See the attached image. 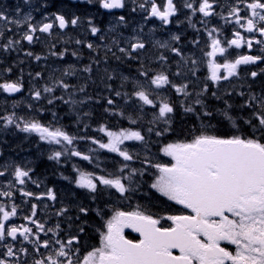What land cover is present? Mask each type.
<instances>
[{
    "label": "snow or ice",
    "instance_id": "6c2138e0",
    "mask_svg": "<svg viewBox=\"0 0 264 264\" xmlns=\"http://www.w3.org/2000/svg\"><path fill=\"white\" fill-rule=\"evenodd\" d=\"M82 2L88 4L95 2L100 8L109 12L127 7V0H82ZM241 2L244 3L243 8L239 4L228 3L227 15H224L223 10H217L218 0H181L179 5L176 0H161L160 3L156 0H143L138 4V8L147 14L146 19L156 18L163 25L173 23L172 18L177 17L181 9H188L190 10L188 23L194 29L196 25L193 24L191 16L197 14L203 18L220 16L225 23H234L238 26L232 32V38L223 40L220 37L221 30L211 28L207 31L208 40L205 42L210 50L201 49L202 55L207 58L204 63L210 73L208 79L219 85L222 80L239 78L241 66L264 62V0H250V2L241 0ZM25 3H31V0H25ZM131 10L136 12L137 7ZM242 12L245 13L243 16ZM118 19L121 24H126L125 16L121 15ZM32 20L31 13L15 18L0 11V22H3L7 31H12L9 25L14 24L17 28L26 26V30L19 33V40L7 38L6 43L0 44V51H16L15 46L22 41L31 45L39 40L37 33L51 36L54 27L60 30L70 26L76 27L81 18L79 16L66 18L65 15L54 14V20L45 17L47 22L33 24ZM88 23L91 25V20ZM199 23L207 27V19H202ZM239 29H243V33L253 35L248 37ZM196 30L200 31V29ZM100 31L95 25L90 27L93 36ZM256 35L261 38L256 39ZM4 38V33L0 32V40ZM180 39L179 35L172 36V40L176 42ZM75 43L79 45L83 42L77 39ZM192 44L199 45L200 40L194 38ZM113 45L117 51H112L111 48L108 51L112 52L116 60L123 62L139 60L140 54L147 49L146 42L139 35L131 37L126 47L120 46L116 40L113 41ZM156 45L160 48H169L167 43L159 41ZM254 45L259 46L260 54L237 56L229 51L245 47L251 50ZM86 46L88 49H93L91 43ZM170 51L181 57L184 67L187 68L186 72L177 71L174 75H188V81L176 84L164 72L150 75V70L143 64L138 69L137 77L131 80L128 76L121 74L118 77L115 72L105 69L104 78L107 81L120 80L119 90L113 89L110 83L106 84V89L123 101V107H117L116 100L109 95L106 103L111 107H106L104 111L135 125L146 115L145 109H150L153 118L147 122L148 126L144 130L131 128L112 130L102 124L97 129L103 134L101 137L72 135L63 126H58L59 117L56 113H53L54 120L47 124L38 119H25L15 113L0 116V121H3L4 128L14 127L29 135L34 134L41 142L53 146L48 156L51 161L60 163L64 157H76L100 169L98 173L85 171L74 165L73 170L78 174V178L64 177L70 183H75L77 188L92 194L94 200L103 190H108L110 194L114 190L120 197L128 199L139 190L140 177L144 176L147 168H154L157 174L150 188L168 201L189 210V214L154 217L139 208L135 211L116 209L101 225L99 247L81 256L79 246L81 235L85 232V222L77 226L76 234L62 239L59 223L54 227H48L46 222L36 218V204H32L30 214L23 217L29 225L35 226V230L25 224L17 226L12 223L18 216L19 206L15 202L10 206L0 204V245L6 249L0 255V264H26V260L21 261V256L27 258L29 249L17 248L9 241L31 244L32 250L40 257L34 260V264H264V91L259 95L254 92L247 94L239 105L241 109L248 110L245 116L234 114L233 104L224 100L225 107L219 110V115L223 120L231 123L236 129L235 132L222 136L209 134L201 129L200 134L190 141L167 143L161 150L164 156L171 159L170 164L153 163L149 155L150 149L145 153L143 169L130 167L128 163L136 160L140 153L131 151L126 146L127 142L139 143L147 149L153 135L162 137L171 130L175 104L164 96L162 92L164 89H172L183 97L180 104L186 114L194 115L205 128L213 127L211 121L215 119L217 113L213 112L205 102L208 87L204 85L199 91H195L199 79L196 74L201 61L194 57H184L181 50L174 46ZM117 52L121 55H117ZM71 54L77 56L76 52ZM25 55L32 57L33 53L29 51ZM52 55L63 59L64 53L53 52ZM230 56L235 58L229 59ZM34 59L40 61L41 56L36 55ZM158 60L166 62L167 57L161 54ZM94 63L98 64L95 61ZM7 71L11 72V68ZM80 71L91 76L93 67L88 65ZM74 75L76 70L71 66L62 73L64 77ZM250 75L254 80L261 73L252 71ZM41 76V73H36V78ZM190 84L193 90H190ZM126 85L127 90H125ZM72 88L70 83L60 78L45 84L42 89L35 90L30 95L37 102L46 99L47 104L52 105L59 100L74 107L88 104L92 99L91 97L74 99L75 91ZM57 89L68 93V97L55 95ZM0 90L9 94L20 93L23 91V85L19 81L4 82L0 83ZM78 91L84 93L86 89L82 86ZM225 94L231 96V92ZM237 95L246 96L243 91L237 92ZM211 96L221 98L217 97L216 92H212ZM184 101L188 103L185 104ZM33 107L32 104L28 105L29 109ZM89 115L91 113H84V116ZM237 118L242 121L246 129H242L236 123ZM161 124L164 126L160 127ZM88 128L89 126L85 125L83 131L87 132ZM80 141H87L95 147H89L84 151L79 148ZM101 152L116 154L121 158L120 166L111 172L101 168ZM2 155L3 153H0V156ZM9 168H11L12 180L20 186L26 185L32 179L34 169L13 164H0V177L7 179ZM12 187L14 184L9 181L7 189L0 190V197L13 201L15 193L10 190ZM18 191L23 197L44 199L43 196H36L30 191L23 190L22 187ZM47 198L52 201L57 199L51 189L48 190ZM78 211L84 216L88 215L86 207L81 206ZM56 215L65 217L69 221L70 228L75 221L81 219L80 216L73 218L68 207H61ZM98 215H102L100 210ZM162 219L170 221V226H162ZM125 229L139 233V239L134 241L127 238ZM41 234L49 238L41 239ZM222 243L235 246L234 252L221 246ZM41 249L46 252H42Z\"/></svg>",
    "mask_w": 264,
    "mask_h": 264
},
{
    "label": "rangeland",
    "instance_id": "374dc122",
    "mask_svg": "<svg viewBox=\"0 0 264 264\" xmlns=\"http://www.w3.org/2000/svg\"><path fill=\"white\" fill-rule=\"evenodd\" d=\"M75 1L84 3V2H82V0H75ZM20 2H22V0ZM135 3H136V1H133V4H135ZM219 3L221 4V7L223 8V6L227 4V0H226V3H224V1H223V3L221 1H219ZM23 6L27 7V4L23 3ZM95 7L98 8V9H95V14H94L95 17H93V15H91V14H88L87 16H85V18L81 19L80 23L76 27H71V29L69 31V35H68V37L66 39L65 38L64 39L60 38V41H62V42L58 43L60 45H54V47L53 46H49L45 50H44L43 47H41L40 51H43L42 54H44L45 51H50L52 53L53 52H55V53H57V52L64 53L63 59L59 58V56H57V55H52V53H51V58L56 57L57 60H60L62 62H57V60L52 62V61L47 59V58H49V56L45 55V54L44 55H39V56H41V60L40 61H36L34 59V56L29 57V56L25 55V53L28 52L27 48L30 46L25 41H22L20 44L15 46L16 47L15 53L18 52V54L13 59V64L17 68H19V67L25 68V70L27 72V75H25V76H29V78L31 80L30 86H32V90H33L32 92H34L35 90L42 89V87L45 84H50L54 79L63 78L66 82L70 83L71 85H74V84L76 85L77 83H79L78 85L83 86V84H87L88 86L91 87L90 88L91 90H94L95 87H99L100 90H101V94H100L101 98H99V99H101V101H104L103 104L105 105V107H108V105L106 103V98L109 97V95H112V98L116 100V106L117 107H123V101L120 100L119 98H116L113 94H110L107 91L106 85L101 82V78L105 77V69L106 68L108 69L109 72H115L118 77L121 74L123 76H128L130 78V80L132 78L137 77L138 69L140 68V65L143 64L145 62V60H146V58H144L145 54H142V58H140L139 60H133V61H127V62L116 60L112 56V54L109 55V56L107 55L105 58H100V55H102V53H106L108 51H102L98 47H101V45H104L105 47H108L109 45L111 46L113 44V41L115 40V37L113 35V28H110L109 22L106 19H105V21H106L105 26L108 27L107 31H105V30L100 31V33H98L95 36H93L91 34L90 27L92 25H95L97 27L96 23L101 18V16L98 15V10L101 9V8L97 4H95ZM22 8L18 7L19 15H24V14H21V9ZM29 9H31V8H29ZM84 10L90 11L89 9H84ZM217 10L219 11V9H217ZM187 11L190 12V10L184 9V12H187ZM189 16H190V13L187 16V21H188V17ZM20 17H23V16H20ZM196 17H197V15L196 16H191V19H194ZM215 17H211L207 21V27H204L205 25L202 24L201 29H200V33L198 34V36L197 35L194 36V38L200 40V44L199 45L193 46V44L191 42L182 45V44L179 43L180 42L179 41L178 42L179 44L176 46L177 48H179L181 50V52L183 53L184 57H186V58L187 57H194L198 61H201V63L198 65V71H197V74H196L199 79L197 81V84H196V87H195V91H199V88L201 86H204V85L208 86L209 84H214L212 81H210L208 79V76L210 75V73H209V71H208V69L206 67V63H204V61H206L207 58L202 55L201 49H203L204 51L210 50V49L207 48L206 43H205L208 40L207 31L210 30L213 27L222 30L224 28L225 24H226L225 21L221 22L219 20V18H215ZM89 20H91V22H92L91 25L88 23ZM218 24H220V27H218ZM185 25L186 24H185L184 19H183L180 22V26L182 28H184ZM9 27L12 28V25H9ZM148 28H149L148 36H144V37H146L145 41H146V44H147V51H145V52L148 53L147 56H149L152 64L151 65L148 64V68H146V67L145 68L150 70V75L159 74L160 72H164L165 74L169 75L170 79L176 84H181V83H183L185 81H188L189 80V76L188 75H184V74H182L180 76L174 75V73L177 72V71H181L182 73L187 71V68L184 67L183 60L181 59V57L176 56L171 51H170L169 56L167 57V56L164 55V52L162 50V49H165V48H161L160 49V47H158L156 45L157 41H159L161 43H167L169 45L170 41L172 40V36L173 35L169 36V34L165 33L164 31H161L159 36L157 37L156 34H155V29H153L152 26H148ZM25 30H26V27H24V28L14 27V28H12V31L9 32L4 27L3 22H0V32H3L4 36L7 35V34L8 35L10 34L11 38L13 37L16 40L20 39L19 33H22ZM134 30L137 31V28H135ZM193 33H195V29H194ZM58 35L59 34L57 33V37H60ZM180 36H182V35H180ZM88 37H90L91 39H88L87 41H94L95 42V46H96L95 47V52L97 53V56H95V53H91L90 52L91 49H88V48L87 49L89 51L87 52V54L81 56L80 55L81 52H79L78 48L81 47L82 44L78 45L76 43H72L73 46L78 45V48L73 47L70 44L71 39L74 40V41H76L77 39L85 40ZM220 37H222L221 31H220ZM87 41L84 42L85 43L84 45H86ZM6 42L7 41L2 40L0 42V44H4ZM168 49H170V48H168ZM65 50H67V51H65ZM152 50L155 51L154 53H157V56L150 55V52ZM114 51H117V49L115 48ZM72 52H76L77 56H73L71 54ZM161 54L164 55L165 57H167V61L166 62H161V61L158 60V56L161 55ZM5 55H7V54L5 53ZM66 55L69 56L67 61L64 60L66 58ZM117 55H121V54L117 52ZM108 58H109V61H110V58H114L115 62H120L124 66L112 65L111 63L108 64V62H109ZM94 61L98 62V64L94 63ZM105 61H107V63H105ZM66 62H68L70 65H65V64H68ZM79 64H81L82 66L79 67ZM88 65H92V67H93V74L91 76H89L87 73H84V72L80 71L81 69H83L85 66H88ZM70 66L73 69L76 70V75L71 76V77L62 76L63 71L65 69L69 68ZM202 66L205 67V70L201 72V67ZM31 67L36 69L35 70L36 72L34 73L33 76L30 73ZM6 68L7 69L11 68V72L8 73V76L10 77L9 80L15 78V73L16 72H15L14 68H12L11 66H8ZM36 73H41L42 74L41 78H36V75H35ZM140 79H143V78H140ZM108 83H111L113 89L119 90V86H120V80L119 79L113 80V81H108ZM73 89H74V87L72 88V90ZM125 90H127V85H126ZM190 90H193L191 84H190ZM213 90L217 91L216 89H213ZM170 91L174 95H176L177 99L179 100V103H180L181 100H183V97H181L178 94H176L174 92V90H172V89H164V92H163L164 96L168 97ZM77 92H79V91H77ZM55 95H64L65 97H68V93L63 92L62 89H57ZM79 96H80V99L85 98L86 97L85 96V92L83 94L82 93L75 94L74 99H76V97H78L76 100H80ZM89 96H90V93L88 94V97ZM191 99L192 98L190 97L189 100H191ZM211 99H215V97H212ZM18 101H20V104H21V105L18 106V113H20V116L24 117L25 119H29V120L35 119L33 114L37 113L38 111L35 109V107H33L32 109L28 108L29 104L34 105V100L31 97H29V96L22 95L21 97H18ZM90 103H92L91 100H90V102L88 104L77 105V106H79L78 110L81 113H79V114L76 113L78 115L74 119L70 118V119L74 120L76 124L73 123V125H72L70 122H67V123L63 122L65 127H66V124H69V126H77L78 134H75V135H82L83 133H86V132L83 131V128H84L85 125H88L89 120H91V118H92V115L84 116V113L85 112L91 113L92 108L90 107L91 106ZM62 104L63 103L61 102L60 104L56 105V107H52L55 110L54 112L62 111V110H59V109H61L62 107L66 106V105H62ZM95 105H96L95 106V113H96L99 110V106L102 105V103L101 102H95ZM69 106H71V105H69ZM208 107H209V105H208ZM65 110H67V109H65ZM82 112H83V115H82ZM145 112H149L148 114L150 115V118H153L152 117V110L146 108ZM105 114L108 115V117H111L113 119L112 120L113 121L112 122L113 126H111V125H110V127L108 126L111 129L119 128V127H115L114 125H115V123L118 122L119 119H121V120H123V122L126 123V126L124 127V129L131 128L133 130H140V123L132 125L126 119H122V118H120L118 116H112L109 113H105ZM133 115H135V113H133ZM38 116H39V118H44L43 117L44 113H39ZM57 117H59L58 126H61V119H60L61 117L60 116H57ZM66 119L68 120L69 118H66ZM53 120H54L53 112L51 111V118H50L49 122L53 121ZM63 120H65V118H62V121ZM226 122L230 126V130L235 132L236 129H234L232 127L231 123H229L228 121H226ZM236 123L238 124L237 120H236ZM2 125H3V121L0 124V148L1 147L3 149L5 148V151L7 152V157H6V160H5V162H6L5 164L20 165V166L32 168V169L35 170L36 166L39 164V162L36 160V159H38L37 155L39 154V147H37L36 150H35V147L31 146L30 143L31 144H36L37 141L39 142L40 140L38 139V137L35 136L34 134L33 135H29L27 133L21 132V131H19L18 129H16L14 127L4 128V127H2ZM163 126L164 125L161 124V127H163ZM89 131L90 130L88 128L87 132H89ZM102 135L103 134L101 133V136ZM89 136L97 137L94 134L93 135H89ZM23 145H29L30 150H23L21 152L13 150L15 148H20V147L22 148ZM42 145H43L42 146V148H43L42 150L44 151V154L46 156H49L51 154V150L49 148H47L46 146H44V143ZM126 146H128L131 151L140 153V155H141L140 158L142 159V163H143V160H144L145 153L148 152L149 149H150V153H149L150 159L152 160L153 163H157V162H159L160 164H166L167 163L168 157L164 156L163 152L159 151V149L156 152H154L156 147H159L158 139L152 140L150 142V144L148 145L147 149H145L143 146H141L139 143H136V142H127ZM51 147L53 148V146H51ZM89 147H93L92 145L89 144V142L85 141L83 146L79 142V148L80 149H83L84 151H87ZM152 147H153V149H152ZM49 150H50V153H49ZM117 157L118 156L116 154H113V153L107 154L105 152H101L100 153L101 168H105V170L109 171V172L114 171L117 168L114 162H116V161H118L119 163L121 162V160L117 159ZM65 159H67L68 162H71V160H73L72 158L64 157V158H62V161L64 162ZM77 162H78L79 166H82V164L84 166H86V168H82V170H85V171H96L98 173L100 171V169L94 168L93 165H90L86 161H81V162L77 161ZM0 164H3V162L1 161ZM8 171H9V175H8L7 179H5L4 177H0V186L3 187V190H6L9 181H12L11 168H9ZM150 172L154 173V174H157L156 170L154 168ZM33 173H34V171H33ZM74 174H75L74 177L78 178V174L76 172H74ZM75 178H69V179H75ZM33 181H35V179L32 176V179L30 181H28L26 183V185H29V184L33 183ZM59 182L62 184V190L64 188H67L69 190L72 188L71 187L72 185L69 182V180L64 179V177L60 178ZM35 183H36V190H45L46 187H47L46 183L44 184L45 186H41L38 182H35ZM74 187L77 188L75 183H74ZM139 189H140V187H139ZM46 190H49V189H46ZM51 190L54 192L53 188ZM82 191H86V190L82 189ZM112 191H114V190H112ZM31 192H32V190H31ZM38 193L40 194L41 192L39 191ZM66 193L67 192H63V194H62V192L59 193L60 198H61V203L63 204L62 207H65L64 204L66 202L65 201L66 200V198H65L66 197ZM86 193H88V192L86 191ZM20 196H21V193L19 192L18 195L16 197H14L13 201L8 200L6 197H0V203L1 202H5V204H8L9 206L11 205L12 202H15L17 205H26L27 201L25 199L21 198ZM132 196L134 198L138 199V197H136L135 194H133ZM115 200H118L116 202L118 203V205H120L119 198L115 196ZM35 204L37 205V203H35ZM37 210H38V205H37ZM56 212L57 211H55V212L52 211V214H51V220H52V224L53 225L54 224L56 225V222L59 223V222H62V220L64 221V218H65V217H58L56 215ZM14 220L15 219H13L12 222H14ZM103 223L104 222L95 224V227H91V226L89 227L90 231L92 232V235H91L92 238H100V231H102L101 225ZM77 226H79V225H73L71 228L70 227L67 228V229H70V232L67 231V233L70 234L69 236L74 235L73 232L75 231ZM29 227H34V225H30ZM63 230L65 231L64 227H63ZM94 231H96L97 233L94 232ZM93 232L95 233V235L93 234ZM49 235H51V234H49ZM91 236H88V237H91ZM88 237H85L86 241L91 242L92 241L91 238H88ZM44 238L48 239L49 237L48 236H44L43 234H41V239H44ZM9 243L14 244L17 248L26 247V248L29 249V255H28L27 258L21 256V261L22 262L26 260V262H27L26 264H34V260L38 259L37 258L38 255L32 250L33 246L31 244L20 243V242H12V241H9ZM88 246L89 245L84 244V249L85 250H84L83 253L86 254L88 251L93 250V247H88ZM0 247H3V246L0 245ZM5 250H6L5 248L3 250L0 249L1 255L3 254V252ZM41 251L42 252H46V250H44V249H41ZM81 254L82 253H80V255Z\"/></svg>",
    "mask_w": 264,
    "mask_h": 264
},
{
    "label": "flooded vegetation",
    "instance_id": "af4514ba",
    "mask_svg": "<svg viewBox=\"0 0 264 264\" xmlns=\"http://www.w3.org/2000/svg\"><path fill=\"white\" fill-rule=\"evenodd\" d=\"M21 0H0V11L5 12V14L9 15L10 17H15V18H19L20 16H25L28 13H31L33 20L32 23L33 24H39L42 22H47L45 20V17L48 18V20H54V14H62L65 15L66 18H70L72 17V12H74V7L71 3H69V0H31V3L27 4V7L23 6V3H25V0H22V2H20ZM132 1V0H127V4ZM143 0H140V3ZM219 1H221L223 3H226V0H218V4H217V9H219V11L222 9L224 15H227V4L228 3H232V4H239V6L241 8L244 7V3L241 2V0H227V4L223 6V8L221 7V4L219 3ZM73 2H76L75 0H73ZM157 3H160L161 0H156ZM177 4L179 5L181 3V0H176ZM250 2V0H249ZM67 5V6H66ZM135 7H138V4H133ZM129 6V4H128ZM18 7H23L21 9V14L24 15H19L17 14V9ZM31 8V9H29ZM124 11V9H122L120 12V15H123L126 17L125 13H122ZM189 11L184 12V9H181L179 15L177 17H173V23L169 24V25H163L161 21H159L156 18H151V19H146V13L143 12V15H141V19H143V23H145L146 25H150L152 24V26L154 25V29H155V34L158 37L161 31H164L165 33L169 34V36L171 35H182L180 36V44L184 45L186 43H192V39L194 38V36H198V34L200 33V31H197L196 29H201L202 24L199 23L200 20L202 19H207V21L211 18H203L201 17L200 14H197V18L192 19L193 24L196 25L195 28V33L194 32V28L188 23L187 21V16L189 15ZM245 13L242 12L241 15L243 16ZM215 18H219V20L222 22L224 20H222L220 18V16H216ZM184 19L185 22V27L182 28L180 26V22ZM234 20V18H232ZM12 26H15L14 24ZM204 26V25H203ZM205 27V26H204ZM218 27H220V24H218ZM238 28V26H236L234 23H226L224 28L221 30L222 33V37L221 39H230L231 34L234 30H236ZM71 29V27H68L67 32H69ZM193 29V30H192ZM242 33H243V29H239ZM56 31L60 32L58 30V27H54L53 29V35L56 33ZM61 33V32H60ZM244 35L251 37L253 34H248V33H243ZM39 37V40L34 42L33 44H31L30 46L33 47V49L37 46V45H41L45 38L44 37H51V36H47L44 35L42 33H37L36 34ZM9 38V37H8ZM13 38V37H12ZM256 39H260L261 37H259L258 35L255 36ZM7 41L5 38L2 39ZM0 40V42L2 41ZM192 40V41H191ZM178 42L171 40L169 43V48L171 47H176L178 44ZM161 49V48H160ZM164 52L165 56H169L170 54V49L165 48L162 49ZM230 52H234L237 56L238 55H258L259 53V46L254 45L253 48L251 50L245 48H241V49H230ZM5 53L8 52H3L0 51V83H4L3 81H6L8 79V73L7 72V62H8V58L7 55H5ZM33 54H35L34 51H32ZM37 55V54H35ZM235 56H230L229 59H234ZM262 64V65H261ZM257 69H263L264 70V62H261L259 64H255V65H248V66H243L241 67L240 71H241V76L239 78H233L230 81H221L219 85L216 84H209L208 87V93L205 94L206 96V104H208L209 106L212 103H223L224 100L228 99V95H226L225 93L227 92H232V90L234 89H246L249 88L250 84V80L248 79L250 76V73L252 71H256L258 72ZM205 70V67L202 66L201 67V72ZM264 73V71H263ZM199 74V73H198ZM223 74V73H222ZM200 77V76H199ZM79 83H77L76 85L74 84V88H76V93L75 94H80V92H77L78 89L80 87H82L81 85H78ZM216 89L217 91L213 90ZM212 92H216L217 97H221L220 99H217L215 97V99H211V93ZM83 94V93H82ZM67 98V97H65ZM78 97H76L77 99ZM80 99V96H79ZM46 103V110H45V120L49 121L51 118V105H48L47 102ZM61 101H56L54 104L58 105L60 104ZM21 105L20 101H18V96L16 94H9V93H5L2 90H0V116H6V115H10L15 113L17 116H20V113H18V106ZM62 105H66L65 107H62L59 110L60 111V119H61V126H63V128H65L70 134L75 135L78 134L77 131V126H69V124H66V127L64 125V123L70 122L72 125L73 123H75L74 120L70 119V118H75L79 113V106H69L70 104H62ZM90 107L92 108L91 110V115L92 118L91 120H89L88 126H89V132H86L87 134L89 133H95V102L90 103ZM64 108V109H63ZM67 109V110H65ZM78 113V114H76ZM34 115V114H33ZM83 115V112H82ZM62 118H65V120L62 121ZM66 118H69L68 120ZM150 119V115L148 113H146L145 117H143V120L141 122L142 127L141 130H144L148 125L147 122ZM108 121L112 120L111 117L107 118ZM64 122V123H63ZM0 123H2V121H0ZM85 133H83L82 135H84ZM73 160H71V162H68L67 159L64 160V162L61 165V168H71L73 170V166L75 165L78 168H81L82 166L78 165V162H81V160L79 158H75L72 157ZM74 171V170H73ZM14 187H12L10 190L13 192H17L18 189H20L21 187L23 188V190L26 191H30L32 190V193L35 194V188L32 185L29 186H20L18 183H14ZM71 189H67L64 188L62 190V188L60 186H58L55 190L56 194H59L62 192H67L66 193V202H65V207L69 208V213L70 215L75 218L76 216H80V220H78V222L76 223V225H80L81 222H84L85 219H91V222H85L84 223V227H85V232L81 235V241L82 243H87L85 237H88L89 235H92V232L90 231L89 227H95V223L98 224V220H100V223L103 222L104 218L108 219L110 218V214L105 215L104 216V212L105 209L108 207V205L111 206V208H113V210H111V212H113L114 210L118 209V210H124L125 209V205H120L119 208L115 207L117 202L110 198L111 195H108L106 198H104V202H101L99 200H97V198L94 200L92 199V197L90 199H85V200H81L80 199V194L83 193L82 189L79 188H75L74 187V183H71ZM47 187L51 188V185H48ZM31 189V190H30ZM75 190L76 195L75 196H70V192H73ZM48 190H44V192H41V195H47ZM21 198L25 199L27 201L26 205H18V216H17V223H15L17 226L20 224H25L27 226H30L26 220H24V216L29 215L30 214V206L32 204L37 203L38 205V210H37V219H39L42 222H46V226L48 227H53L54 225L52 224V220H51V214L52 211L55 209V201H51L49 199H34V198H27V197H23L22 195L20 196ZM45 198V196H43ZM121 202H123L124 200L120 199ZM135 203L136 207H139L141 210L147 212H152L154 213L153 216L155 217H166L167 214L166 212H160L163 207L161 205H164L163 200L160 201L159 199H155V200H149L147 197H143L140 200L139 199H135L133 201H130L127 207V210H129V207ZM86 207L88 209V215L84 216L82 213H80L78 211L79 207ZM60 209V208H59ZM98 210H100L102 212V215H98ZM174 214V212L172 213ZM179 214H189L187 211L181 209L180 207H176V211H175V215H179ZM61 226V238L62 239H66L69 236V233H67V231L70 232V229H67L69 227V221L68 224L65 226V223H60ZM65 228V231L62 228ZM33 229L35 230V226L33 227ZM77 228L75 229V231L73 232V234H76ZM96 232V231H94ZM93 232V234L95 235V233ZM97 233V232H96ZM129 235V234H128ZM127 235V236H128ZM45 239V238H44ZM98 241L99 243L96 244L95 242ZM94 243V244H92ZM92 243L89 242V247H99L100 244V238H92ZM1 250L4 249V247H0ZM85 255V253H82L81 256ZM31 260V259H30ZM27 263V262H26Z\"/></svg>",
    "mask_w": 264,
    "mask_h": 264
},
{
    "label": "trees",
    "instance_id": "16d2710c",
    "mask_svg": "<svg viewBox=\"0 0 264 264\" xmlns=\"http://www.w3.org/2000/svg\"><path fill=\"white\" fill-rule=\"evenodd\" d=\"M101 82L102 83H104V84H107L108 83V81L104 78V77H102L101 78ZM99 93L97 92V90H95V100H97V99H99ZM102 108V107H101ZM218 124H220V123H218ZM217 124V125H218ZM212 125H216V122H214ZM185 127V129H187L188 127H189V125H186V126H184ZM218 128H220V125L219 126H217ZM191 140V139H190Z\"/></svg>",
    "mask_w": 264,
    "mask_h": 264
},
{
    "label": "water",
    "instance_id": "95a60500",
    "mask_svg": "<svg viewBox=\"0 0 264 264\" xmlns=\"http://www.w3.org/2000/svg\"><path fill=\"white\" fill-rule=\"evenodd\" d=\"M131 230V229H130ZM135 234H137L138 236H139V233H136V232H134Z\"/></svg>",
    "mask_w": 264,
    "mask_h": 264
}]
</instances>
